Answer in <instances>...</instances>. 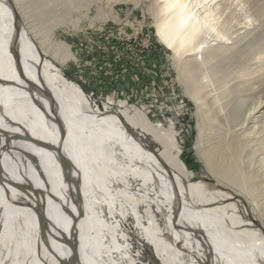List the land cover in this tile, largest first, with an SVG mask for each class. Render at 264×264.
Returning a JSON list of instances; mask_svg holds the SVG:
<instances>
[{
  "label": "bare ground",
  "instance_id": "obj_1",
  "mask_svg": "<svg viewBox=\"0 0 264 264\" xmlns=\"http://www.w3.org/2000/svg\"><path fill=\"white\" fill-rule=\"evenodd\" d=\"M145 1H151L158 38L172 50L180 78L188 84L193 77L189 93L199 107L206 99L228 127L220 135L225 140L208 152L209 164L216 163L219 172L231 153L248 168L264 169V155L256 157L264 146V72L252 77L248 88L258 96L237 99L246 86L241 81L264 70L260 0L250 2L247 22L236 15V0ZM35 38L22 1L0 0V245L23 217V244L28 239L40 243L30 241L22 263L116 264L114 250L120 246L105 237H115L118 230L103 216V205L113 215L117 204L129 202L134 208L139 196L130 185L140 180L144 189L154 184L165 197L173 196L166 198L175 240L158 234L154 218L146 226L165 264H187L179 256L190 252L179 245L182 239L200 252L205 246L204 264L264 263V232L235 212L234 201L224 203L202 181L184 185L182 176L191 171L180 158L172 125L150 122L133 106L123 109L122 117L94 109L84 90L44 57L45 48ZM232 81L239 91L211 95L218 89L214 84ZM131 127L152 135L162 149L153 150Z\"/></svg>",
  "mask_w": 264,
  "mask_h": 264
},
{
  "label": "rangeland",
  "instance_id": "obj_2",
  "mask_svg": "<svg viewBox=\"0 0 264 264\" xmlns=\"http://www.w3.org/2000/svg\"><path fill=\"white\" fill-rule=\"evenodd\" d=\"M21 1L31 34L37 38V43L45 48L44 57L54 64V69L84 90L94 109L115 112L122 117L123 109L133 106L142 111L145 119H150V122L172 125L181 160L186 165L183 154L196 168L192 169L186 165L191 172L182 176L184 185L202 181L206 190L220 194L219 198L222 201L225 199L224 203L234 201L237 205L235 212L250 222L252 228L264 232V175L261 176L264 169L260 171L259 168H248L231 153L226 157L227 163L222 165H225L223 170L217 172L216 163L209 164L208 152L225 140L220 135L228 127L218 115L215 116L216 112L210 110L206 99V103L199 107L189 93L187 86H195L193 77L189 76L191 81L188 84L187 80L185 82L180 78L172 50L158 38L150 10L151 1L140 0L137 5L130 0ZM252 1L254 0L234 2L232 7L237 6L236 15L240 14L239 19L247 22ZM260 3L264 6V0H260ZM242 4L244 6H241ZM214 7L217 8L216 3ZM216 12L217 10L214 11ZM242 26L248 27L247 24ZM255 67L256 64L252 68ZM262 72L264 70L246 76L245 81H241L242 85L246 86H242L245 88L240 91L241 95L238 93V100L243 102L250 100L253 95L258 96L259 93L250 94L251 90L248 88L254 85L255 79L252 77ZM233 83L234 81L230 82V85L220 87L221 82H218L214 84L218 89L207 91H210L213 97L218 94H233L239 91L233 87ZM204 94L207 96L206 91ZM214 105L216 107L217 103ZM231 105L232 103L229 107ZM131 129L144 138L153 150L159 152L162 149L161 144L155 141L152 135L141 128ZM255 147L262 146L258 144ZM260 149L256 157L264 155V146ZM130 187L133 193L139 196L135 209L131 203L123 202V207L116 205L113 215L108 205H103V216L112 225L115 224L118 230L115 237L107 234L105 241L111 244L112 238L113 242L120 246L114 250V257L119 260L116 264H165L156 252L146 226H149L150 220L154 218L159 224L158 234L167 241L175 240L176 235L170 222L174 214L171 203L167 200H173V196L169 195L170 192L166 198L154 184L144 189L140 180H133ZM24 222L23 217H18L13 224L12 237H8L5 245H0L1 264L26 263V260L22 263L26 255L25 248L31 246L32 239H28V244H23L26 233ZM37 234L34 233L33 237ZM39 243L40 240L32 241V245L39 246ZM186 244L188 243L184 239L179 243L190 250L179 255L185 257L183 261L187 264H204L203 260L207 258L205 246L200 247L202 253L192 244ZM255 257L256 254L251 257L254 262Z\"/></svg>",
  "mask_w": 264,
  "mask_h": 264
},
{
  "label": "trees",
  "instance_id": "obj_3",
  "mask_svg": "<svg viewBox=\"0 0 264 264\" xmlns=\"http://www.w3.org/2000/svg\"><path fill=\"white\" fill-rule=\"evenodd\" d=\"M182 158L185 160V163H186V165H187L189 168L196 169V168L192 165V161H191L189 158L184 157L183 154H182Z\"/></svg>",
  "mask_w": 264,
  "mask_h": 264
}]
</instances>
